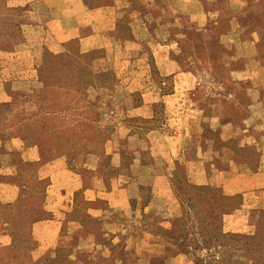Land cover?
Instances as JSON below:
<instances>
[{"label": "crops", "instance_id": "crops-1", "mask_svg": "<svg viewBox=\"0 0 264 264\" xmlns=\"http://www.w3.org/2000/svg\"><path fill=\"white\" fill-rule=\"evenodd\" d=\"M19 3L43 13L45 27L59 46L76 41L82 52L102 51L111 61L117 63L118 58L120 63H126L125 67L130 65L129 73L137 78L151 77L154 63L163 78L160 105L172 122L171 133L160 131V154L153 146L128 150L127 155L121 146L107 148L110 167L115 171L108 180L97 176L86 184L80 174L69 168L64 154L40 164L38 175L49 179L44 205L48 216L35 220L30 229L39 264H50L58 245L73 249L74 264H151V259L142 254L153 245L146 240V236L153 235L146 219L160 213V223L169 226L171 217L178 213L171 181L178 162L183 163L192 182L240 196V206L224 217L225 228L254 232L260 210L264 209V85L247 78L248 83L239 82L237 87L246 96L229 101L224 96L210 95L199 84L176 79L185 73L182 47L192 46L196 40L202 42L203 57L210 58V64L216 59L224 63L222 68H234L238 70L236 73L243 74L237 66L238 58L254 61L250 52L264 35V0H19ZM228 8L251 12L256 24L241 28L233 24L236 36L223 35L220 21L223 9ZM212 22L215 28H211ZM35 38L41 45L42 38ZM218 40L229 49L244 45L245 55L231 50L212 58V50L207 47ZM29 54L32 56L29 52L24 57L28 65L24 69L28 70V78H33L35 68ZM190 58L194 64L202 63L196 50L190 52ZM243 78L238 76L239 80ZM6 81L0 75V101L10 99ZM135 81H128L116 90H140V100L126 98L124 105L132 116L152 117L157 98L146 92L144 82ZM18 149L25 160H41L35 145L19 140ZM5 155L8 156L4 154L1 158L0 167L7 168ZM144 184L150 185L156 194H141ZM78 193L91 203L86 211L98 233L75 213L81 208ZM99 200L103 203L98 204ZM171 206H175L173 212ZM131 248L136 251L132 260L125 254ZM165 248L160 246V264H194L186 254L168 253ZM118 251L121 254L115 255ZM82 252L89 253L87 261L81 257ZM239 259V254L235 255L233 264H248Z\"/></svg>", "mask_w": 264, "mask_h": 264}, {"label": "rangeland", "instance_id": "rangeland-1", "mask_svg": "<svg viewBox=\"0 0 264 264\" xmlns=\"http://www.w3.org/2000/svg\"><path fill=\"white\" fill-rule=\"evenodd\" d=\"M223 11L220 21L223 35L228 34L234 38L236 34L232 31L233 24L241 28L253 20L252 15L242 9L236 11L228 8ZM42 14L31 5H21L19 0H0V75L7 79L5 85L10 95V99L0 101V163L4 154L8 155L5 157L9 162V167H0V264H39L34 256L35 241L30 229L35 220L48 216L44 205L49 179L38 175L40 164L64 154L68 158L69 168L80 174L86 184H90L97 176L108 180L115 171L110 167L107 148L121 146L124 155H127L128 150L153 146L159 149L160 154V131L162 129L171 133L172 130V122L160 105V83L163 78L154 68V63L151 77L137 78L129 73L130 65L125 67L126 63H120L118 58L117 63L113 57L111 61L102 51L81 54L76 41L59 46L48 33ZM217 14L216 11L215 17ZM215 27L212 22L211 28ZM122 29L126 32L124 23ZM35 37L42 38L39 40L41 45L35 42ZM202 46V42L196 40L192 46L188 44L182 47L181 58L185 73L180 74L181 78H177V81L199 84L200 87H206L210 95L224 96L229 101L234 97L246 96L237 87L239 82L249 81H246L247 78L264 85V37L250 52L254 55V61L250 63L243 56L238 58L237 66L245 74L236 73L238 70L234 68H222L224 63L216 59L210 64L208 61L211 59L203 57L205 49ZM237 47L229 49L218 40L208 46L207 50H212V58L231 50L245 55L244 45ZM194 50L201 54L202 63L192 62L190 52L194 53ZM29 52L35 68L33 78H28V70L24 69L28 68L24 57H28ZM43 62L50 79L65 67H69L75 75H80L83 79L80 84H76L79 89L64 96L55 105L45 104V89L39 80L38 69L43 67ZM252 71L256 72L252 74ZM242 75L245 78L239 80L238 76ZM90 78L92 81L87 80ZM133 80L144 82L146 92L151 93L154 99L157 98L152 117L132 116L124 105L126 98L140 100V90H116V87ZM57 82L60 83L59 80ZM46 88L51 87L47 84ZM19 140L26 145L37 146L41 160H25L18 149ZM94 166L97 168H93ZM186 175L185 166L178 162L171 181H185ZM130 189L133 191L134 187L131 186ZM172 190L176 197L173 186ZM141 194L153 195L156 192L152 191L150 185L144 184ZM77 199L81 202V208L75 213L82 216L86 224L92 227L90 229L98 233L99 230L86 211L91 203L84 200L81 193H78ZM238 199L236 198V204ZM176 201L179 205L177 198ZM97 203L102 204L103 201L99 200ZM174 207H170V212L174 211ZM146 221L153 235L144 238L153 245L142 254L151 259V264H160L161 245L166 247L168 253L176 252V247L167 243L171 221L169 226H163L160 223V213ZM259 231H264V214L254 232L247 234ZM197 236L201 238L199 235L193 237ZM188 238L191 239L192 236L188 235ZM129 250L125 254L132 260L136 251L133 248ZM80 254L84 260L89 259V253ZM118 254H121L120 251L115 253ZM72 256L74 257L73 249L58 245L57 254L49 263L74 264ZM195 256L199 259L192 254L188 255L194 264H222V261L212 263L206 250L201 247L195 252Z\"/></svg>", "mask_w": 264, "mask_h": 264}, {"label": "trees", "instance_id": "trees-1", "mask_svg": "<svg viewBox=\"0 0 264 264\" xmlns=\"http://www.w3.org/2000/svg\"><path fill=\"white\" fill-rule=\"evenodd\" d=\"M248 13L252 15L251 12ZM254 22L256 24L253 18L249 25ZM246 26L248 25L243 27ZM43 65L44 62L41 66ZM38 69H40L39 80L45 89L43 95L45 104L55 105L64 96L77 91L79 88L76 84H80L83 79L80 75H75L69 67L61 69V72L57 76L53 75L51 79L47 66ZM91 75L93 78V74ZM92 78L87 80L92 81ZM58 80L60 83L57 82ZM47 84L51 88H46ZM172 186L178 199L179 213L170 219L171 227L168 230L167 243L176 247V252L185 253L187 256L192 254L194 258L199 259L195 256V252L201 247L206 250L212 263L222 261V264H233L235 255L239 254L241 263L264 264V231L247 234L225 228L224 217L240 206V196L227 195L221 188L208 184H196L187 175L185 181L177 179L172 181ZM236 198H239L237 204ZM263 214L264 209L260 210L259 220ZM188 235L192 238L189 239ZM195 235L201 238L193 237ZM187 246L192 248L191 251Z\"/></svg>", "mask_w": 264, "mask_h": 264}]
</instances>
